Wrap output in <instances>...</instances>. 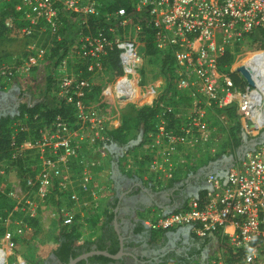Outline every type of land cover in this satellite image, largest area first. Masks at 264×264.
Here are the masks:
<instances>
[{
  "label": "built area",
  "instance_id": "1",
  "mask_svg": "<svg viewBox=\"0 0 264 264\" xmlns=\"http://www.w3.org/2000/svg\"><path fill=\"white\" fill-rule=\"evenodd\" d=\"M110 1L0 0L7 27H13L18 18L26 23L20 32L31 41L44 35L41 43L28 44L15 71L9 65L2 69L4 82L32 80V74L46 68L49 51L63 39L59 30L64 17L70 50L92 72L87 78L61 76L51 92V101L74 108L75 121L58 114L39 129L37 138L15 149V158L34 154L38 170L25 185L18 178L11 188L15 205L2 219L0 264H30L18 244L33 230L30 219L40 221L46 211L51 210L62 225H79L81 239L90 237L93 218L103 216L100 205L114 186L115 161L124 173L140 176L160 189L192 158L216 156L226 135H219L216 110L236 106L251 139L264 131V48H246L254 32L264 31V0H138L132 10L103 13ZM9 4L14 5L12 12H8ZM92 19L102 20V27L93 30ZM143 26L152 29L161 52L173 49L175 84L189 101L178 111L162 102L154 129L141 139L143 145L118 147L114 154L116 144L108 131L121 125L120 111L129 104L153 105L158 97L156 88L146 81L147 65L155 56L142 51ZM237 46L241 48L237 60L230 72H222V57ZM114 48L121 74L114 76L110 90L102 88L111 92L112 103L87 102L95 80L105 76L103 58ZM241 67L250 72L252 83ZM172 116L178 118L174 125ZM207 184L202 198L190 197L170 212L153 209L143 218L154 232L189 228L207 242L201 260L171 259L158 264H264V142L235 160L226 177L209 173Z\"/></svg>",
  "mask_w": 264,
  "mask_h": 264
},
{
  "label": "trees",
  "instance_id": "2",
  "mask_svg": "<svg viewBox=\"0 0 264 264\" xmlns=\"http://www.w3.org/2000/svg\"><path fill=\"white\" fill-rule=\"evenodd\" d=\"M137 1L138 0H112L103 10V13L114 11L119 8L132 10ZM7 6L8 12H12L14 5L9 4ZM63 22L64 23L61 25L59 30V32L63 35V39L56 42L55 47H53L47 55L46 69L48 74L46 77L44 97L31 105L26 103L21 104L17 114L14 116L8 115L3 117L0 122V180H5V182L9 179L11 172H16L18 178H20L23 185H25L27 179L34 176L38 170V162L34 154H28L26 158H22L21 156L16 158L13 157L15 149L18 146L22 145L29 139L37 138L39 129L45 124L51 123L58 114L62 115V117L66 118L70 122L75 121L74 108L72 106L64 104L59 105L58 103L56 104L55 101L50 100L51 92L58 84V78L64 75H74L87 78L92 75V72L87 69V62L79 57L74 51L70 50L68 46L69 38L67 32L68 20L66 17L63 18ZM25 24L26 23L24 21L17 18L15 19L13 27H7L4 22L3 12H0V40L20 33V30ZM91 24L92 29L95 30L98 27H102V20L92 19ZM139 39L145 43L142 51L147 55L155 56V59L152 60L156 61L160 73L165 79L166 85L164 91L159 94L153 105L137 107L133 104H129L123 108L120 111L121 125L108 131L112 142L118 147L130 146L133 149L143 145V141H140L136 145L132 144L141 134L144 136L149 131L154 129L157 115L161 111L160 104L162 102L165 101L168 104H172L178 111L180 109L179 106L183 102L186 103L189 101L188 98L182 97L175 84L176 63L173 49L169 48L166 51L161 52L155 44L152 29L146 28V26H143ZM249 40L250 41L246 46L247 49L264 48V31L260 30L254 32ZM240 50V46H237L234 50H228L222 57L219 66L222 72H230L231 66L237 60V55L240 53ZM25 55L26 52L20 56ZM20 56H18L17 59L13 58L12 54L0 56V82L3 86H9L10 83L7 81L4 82L1 73L2 69L5 67L7 68L6 64H8V67L15 71V68L22 62ZM103 60L106 73L110 74L111 77L121 74V67L118 60V50L116 48L110 50L107 55L104 56ZM178 95H181L179 99H177ZM85 100L87 102H94L103 106H108L112 103L113 99L111 92H104L102 85L96 83L93 90L87 95ZM216 112L225 114L228 121H230V124L226 130V136L223 139L222 151L213 158H210V160H216L225 154L237 157L239 148L244 145L247 141L246 139H248V136L244 132L238 119L237 108L236 106H232L227 109H218ZM215 121H217V118H215ZM177 122L178 118L172 116L171 125H174ZM16 123H20L21 125H17ZM17 126L20 127L17 128ZM11 187L12 185L7 181L4 191L2 190V193H0V237L5 232L2 219L7 217L15 205L13 199L9 195ZM203 195L204 191L201 192L200 197L202 198ZM53 202L55 203V201ZM93 222L95 225L98 224L99 217L96 216L93 218ZM30 224L33 230L31 233L29 232L27 235L25 234L26 239L22 238V241H29L39 234V219H30ZM81 236L82 233L79 225H72L68 227L61 224V226H59V244L53 250L54 255L60 262L59 264H68L71 259L77 258L81 254L91 251L90 244L82 246L77 244V242L81 239ZM205 243L206 241L204 244ZM112 251L116 252L117 250ZM200 252L201 249L197 250L196 253L199 254ZM98 257L100 258L102 255ZM231 259L232 258L230 256L227 257V260L230 261ZM175 260L182 262L180 259ZM29 262L31 264H37L38 260L35 256L34 258L29 259Z\"/></svg>",
  "mask_w": 264,
  "mask_h": 264
},
{
  "label": "crops",
  "instance_id": "3",
  "mask_svg": "<svg viewBox=\"0 0 264 264\" xmlns=\"http://www.w3.org/2000/svg\"><path fill=\"white\" fill-rule=\"evenodd\" d=\"M160 93L158 92V96ZM225 119L228 120L226 115ZM216 126L219 131L222 130L225 134L229 127V125L225 127L218 126L217 121ZM117 149L118 146H114L113 153ZM226 156L229 155L225 154L213 161L207 157L196 158V160L192 158L187 165L180 169L174 180L166 182L160 189L150 185L148 181L140 176L126 174L119 168V173L114 171L116 168L114 164L112 169L113 189L108 193L107 200L100 205L103 216L99 219L98 224L95 225L94 223V229L90 237L86 236L77 242L79 246L90 244L91 251L82 254L90 255L87 258L76 260L73 264H93L100 255L111 256L109 253L115 254L120 248L119 239L122 236L130 237L129 242L126 244V251L117 253V256L110 258L111 261L113 259L122 261L125 256L133 257L135 255L141 260H154L148 264H158L161 261L174 258L182 260V262L179 261L180 263L201 260L200 256L204 253L207 242L204 244V239L192 238L189 228L154 232L144 224L143 218L153 209L170 212L183 206L190 197L200 196L201 192H205L208 187L203 186L206 184L202 181L203 176H206L207 179L209 173L222 174L224 170L230 167ZM238 158L237 156L236 160ZM112 159L116 160L115 157ZM50 213L51 210L41 214L38 237L29 241H21L20 245L18 244L20 250L21 247H27L26 249H28L35 245L32 249L34 254L31 253L30 257L27 256L29 250H24L25 252L22 251L21 253L24 256L26 255L25 257L28 260L36 256L37 264L60 263L53 250L59 244L58 231L61 222L52 217ZM143 229H149L146 236L142 233ZM112 242H115V245L109 247ZM111 249L117 251L113 252ZM199 249H201V252L197 254L196 252Z\"/></svg>",
  "mask_w": 264,
  "mask_h": 264
},
{
  "label": "rangeland",
  "instance_id": "4",
  "mask_svg": "<svg viewBox=\"0 0 264 264\" xmlns=\"http://www.w3.org/2000/svg\"><path fill=\"white\" fill-rule=\"evenodd\" d=\"M72 29L74 31V26H72ZM44 35H36V37L31 41V38H27L24 36L21 32L8 36L7 38L1 39L0 40V56H5L7 54H12L13 58L16 56H20L27 50V46L30 42H37L41 43L43 40ZM255 50V49H253ZM8 65V64H6ZM147 76H146V81L158 92H162L164 90V87L166 85L165 79L163 75L160 73L159 67L156 64V61L151 60L148 65H147ZM48 74V71L46 68H42L38 71H36L33 75L32 80H28L25 78L18 79L15 82H12L9 84V86H2L1 88L6 91L10 90L11 91H18V98L20 104H24L27 102H36L40 98L43 97L44 95V89H45V84H46V76ZM114 77H111L110 74L105 73V76L103 78H98L95 81L98 84L102 85V88H104L106 91L111 89V85L113 83ZM1 83V82H0ZM17 114L16 112L12 113L11 116H14ZM215 118H217V125L218 126H223L225 127L226 125L230 124V121L225 119V114L217 113L215 114ZM221 132H224L220 130L219 135L222 136ZM247 142L251 141V138L248 137L246 139ZM18 179V176L16 172H11L9 175V179L7 180L9 184L13 185L16 183V180ZM7 181L5 180H0V193H2V190L4 191L5 186L7 185ZM11 187V188H12ZM39 234H37L35 237H38ZM20 245V243H19ZM18 245V251L19 252H25L26 250H29L27 252V256L34 254L32 249L35 247L33 245L32 247L26 249L27 247H21L22 250L19 249ZM25 250V251H24ZM32 253V254H31ZM30 257V256H29Z\"/></svg>",
  "mask_w": 264,
  "mask_h": 264
},
{
  "label": "flooded vegetation",
  "instance_id": "5",
  "mask_svg": "<svg viewBox=\"0 0 264 264\" xmlns=\"http://www.w3.org/2000/svg\"><path fill=\"white\" fill-rule=\"evenodd\" d=\"M2 86L3 85L0 83V122H1L3 117L11 115L14 112L18 113V109H19V107L21 105L20 102H19V98H18V91L17 90H15L14 92L13 91L10 92V90L4 91L1 88ZM202 179H203L202 180L203 183L206 182V184H204L203 186L204 187L208 186L207 185L206 176H203ZM183 197H185V196L183 195ZM142 233H143V235L146 236L149 233V229H143ZM191 237L192 238H196V236L193 235V234H192ZM119 240H120V242H119L120 248L115 254H112V253L108 252L111 256H108V255L104 254L105 256H102L100 258L97 257V259L95 260V262L93 264H148V263H151V262L154 261V260L151 261L150 259L141 260V259L137 258L136 255L133 256V257L125 256V259L122 260V261H119V260H116V259H113V261H111L110 258H113V256H115L117 253L126 251V248H127L126 244L129 242L130 237L128 238V236H125V237L122 236V237H120ZM113 245H115V242H112L109 247H113ZM133 254H136V253H133ZM73 259H77V258H73ZM88 264H90V263H88Z\"/></svg>",
  "mask_w": 264,
  "mask_h": 264
},
{
  "label": "water",
  "instance_id": "6",
  "mask_svg": "<svg viewBox=\"0 0 264 264\" xmlns=\"http://www.w3.org/2000/svg\"><path fill=\"white\" fill-rule=\"evenodd\" d=\"M239 70L247 77L249 82L252 83V76H251L250 72L245 67H241ZM251 129L254 130L255 126H251ZM141 138H142V134L132 144H134V145L138 144L141 141ZM262 142H264V131L260 134V136H258L256 138H252L250 142L246 141V143L239 148L237 156L241 157L247 149H249V148H251V147H253L259 143H262ZM226 159L228 160L229 164L231 165L235 162L236 157L234 155H229V156H226ZM115 167L116 168L114 169V171L119 173L117 161H115ZM227 172H228V169L224 170V172L221 175L226 177ZM88 255H90V254L82 255V256L78 257L77 259H71L70 263H68V264H73V263H75L76 260L81 259V258H87Z\"/></svg>",
  "mask_w": 264,
  "mask_h": 264
},
{
  "label": "bare ground",
  "instance_id": "7",
  "mask_svg": "<svg viewBox=\"0 0 264 264\" xmlns=\"http://www.w3.org/2000/svg\"><path fill=\"white\" fill-rule=\"evenodd\" d=\"M150 98V97H149Z\"/></svg>",
  "mask_w": 264,
  "mask_h": 264
}]
</instances>
